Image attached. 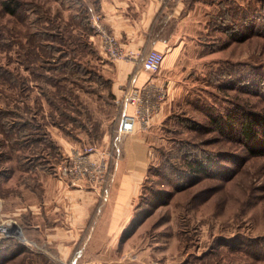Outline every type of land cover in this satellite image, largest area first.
Returning a JSON list of instances; mask_svg holds the SVG:
<instances>
[{"label":"rangeland","instance_id":"374dc122","mask_svg":"<svg viewBox=\"0 0 264 264\" xmlns=\"http://www.w3.org/2000/svg\"><path fill=\"white\" fill-rule=\"evenodd\" d=\"M8 1L19 2L17 14ZM190 1L195 16L181 30L171 92L157 123L138 130L148 155L134 219L114 239L104 238L105 224L89 237L91 223L50 212L58 180L103 193L135 145L136 133L118 131L124 96L114 91L95 15L87 37L81 1L0 0V223L13 226L0 243L22 245L7 241L0 264H264V137L244 140L237 117H264V0ZM67 30L68 41L81 40L76 48ZM230 114L233 126L216 129L211 118ZM90 148L110 153L102 190L60 175L72 149ZM207 153L217 167L194 172Z\"/></svg>","mask_w":264,"mask_h":264},{"label":"crops","instance_id":"0c3cea01","mask_svg":"<svg viewBox=\"0 0 264 264\" xmlns=\"http://www.w3.org/2000/svg\"><path fill=\"white\" fill-rule=\"evenodd\" d=\"M85 1L88 2L87 5L94 7L95 15H100L102 24L125 47L141 52L139 62L110 61L113 88L118 99L123 97L133 85L142 86L150 79L158 83L163 81L171 92L170 84L167 85L166 79L172 74L176 64L181 61V50L184 44V35L181 30L183 26H188L195 16L196 5L193 6L190 0ZM151 49H158L164 53L162 71L155 75L142 65L143 57ZM157 118L160 117L155 115L152 120L153 125L157 123ZM122 135L131 137V135ZM131 139L135 145L126 146V161L120 160L116 162L115 167H112V182L102 190L103 193L96 194L98 192L84 188H70L69 185L58 180L52 195L50 212L57 213L56 215L68 212L67 216L72 224H83V228L91 223L89 237H95L97 231H102L100 226L102 224L106 225L104 238L121 237L124 224L129 223L132 218L135 208L134 196L147 170L144 166V160L148 155V149L145 146L146 136L137 131ZM101 194L102 196H97ZM55 218L54 221H56ZM85 249V247L82 248L78 253L83 255ZM108 249L111 250L106 247L93 251L98 253Z\"/></svg>","mask_w":264,"mask_h":264},{"label":"built area","instance_id":"2783aa9c","mask_svg":"<svg viewBox=\"0 0 264 264\" xmlns=\"http://www.w3.org/2000/svg\"><path fill=\"white\" fill-rule=\"evenodd\" d=\"M165 2L169 0H163ZM92 27L100 40L104 55L112 62L134 60L139 62L141 52L125 47L120 40L101 22L100 15L92 19ZM164 61V53L151 49L142 59L143 67L151 74H159ZM169 95L164 83L150 79L142 86L133 85L124 95V113L121 117L118 131L120 134L131 135L139 129L150 127L154 116L161 110ZM106 151L72 149L59 171L63 178L75 186L91 184L100 190L104 188L108 175V157ZM13 226L0 223V237L10 236Z\"/></svg>","mask_w":264,"mask_h":264},{"label":"trees","instance_id":"16d2710c","mask_svg":"<svg viewBox=\"0 0 264 264\" xmlns=\"http://www.w3.org/2000/svg\"><path fill=\"white\" fill-rule=\"evenodd\" d=\"M80 1H81V5H80L81 8L80 9H82V14H83V16L80 17V20H81V26L84 27V29H83L84 31L82 30V32H85V35L87 37H89L90 34L92 33V30L88 26H89L90 19L95 15V9H94V7L92 5H87L88 2H86L85 0H77V2H80ZM15 2L16 1H12V2L10 1L11 4L14 3V6L9 5L8 4L9 1L5 4V8H7L9 10V12H11L12 14H17L19 2H16L17 4ZM75 2H76V0H70V5H71L70 7L73 8L74 6H72V5H74ZM234 28H237V26L234 27ZM59 31H62V30L60 29ZM64 33H66V36L65 37H67V41H68V38L70 37V35L72 33H70L68 30H67V32L64 31ZM231 33H234L235 34V31H232ZM80 41L81 40L77 39V43H75L76 41L74 42L73 39H71L68 42L71 43V45H73L76 48L77 45H78V43H82ZM68 64H72V63H68ZM72 68H73V66H72ZM72 71L78 72L79 71V68L78 67L77 68L74 67L72 69ZM250 115L251 114L241 113V114H239L237 116L240 119V122H241V125H240V134L244 137V140L255 143L261 137H264V130L263 131L262 130H259L262 127L264 128V117L262 118L263 120H259L258 121L256 119V117L252 118ZM223 117L224 116L219 115V116H215V117H212L211 118L213 120L212 123L215 126V128L218 129V130H221V132H223L227 127L233 126L232 125V122L235 119V116L234 115H231V114L229 115V118L228 119L226 118L227 120H224ZM216 157L217 156L215 154H209V153H207V154H204L203 156L195 159L194 160V163H192L193 164V171L196 172V173H209L210 169L213 166L216 165V167H217V162L215 163V161H217L216 160ZM151 168L149 167V172H150ZM190 169H192V168H190ZM131 219L133 221L134 218H131ZM127 233H128L127 231H124V234H123L122 237L126 236ZM7 241L8 242H12V243L14 241V242H17L18 243L17 245H19V246L21 245V243L19 244V242L16 241L15 239L12 240V239L9 238L7 240H4L2 242L3 244L0 243V249H1V247H4L5 246V243Z\"/></svg>","mask_w":264,"mask_h":264}]
</instances>
